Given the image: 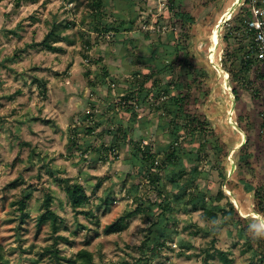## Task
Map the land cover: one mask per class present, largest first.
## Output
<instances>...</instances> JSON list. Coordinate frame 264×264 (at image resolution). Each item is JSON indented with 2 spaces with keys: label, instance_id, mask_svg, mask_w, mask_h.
<instances>
[{
  "label": "rangeland",
  "instance_id": "374dc122",
  "mask_svg": "<svg viewBox=\"0 0 264 264\" xmlns=\"http://www.w3.org/2000/svg\"><path fill=\"white\" fill-rule=\"evenodd\" d=\"M92 1L0 0V264H55L44 249L55 234L48 221L41 227L36 223L46 192L52 194L51 208L59 216L56 234L66 237L58 239L57 247L66 256L87 248L97 264H223L215 251L223 249L231 259L229 264H263L258 255L245 249L234 221L215 227L203 215L199 201L204 193L203 200L213 207L216 193L222 189L242 216L257 218L264 226L262 215L241 208L240 196L245 202L251 196L242 184L232 190L226 185L229 178H249L248 171L238 169L234 156L246 136L254 169L264 167V132L258 126L264 85L257 83V97L238 88L236 100L222 61L227 44L224 26L243 0H184L182 9L194 21L181 24L171 14L167 19L161 17L169 0H105L100 17ZM135 16L132 29L117 37L99 25L104 20L118 23ZM54 20L60 30L55 42L59 50L40 44ZM95 25H99L98 31ZM173 28L183 34L180 51L171 47L173 36H167ZM245 42L243 36L229 38L234 49ZM152 48L161 63L176 60L174 76L186 79L188 75L193 80L187 107L214 130L207 137V154L189 155L199 158L198 168L205 172L197 187L193 183L184 186L186 192L195 193V209L182 207L186 197L180 205L170 198L174 209L163 210L159 193H169L173 166L158 170V182L140 181L132 175L133 150L123 142L126 133L132 132L136 138L143 134V143L154 152L169 137L157 127L155 110L160 101L151 99L132 111L123 99L126 92L137 96V88H131L137 87L135 74L139 72L141 78ZM188 63L200 73L192 71ZM252 74L248 72L250 77ZM238 116L244 129L236 121ZM112 142L116 148L105 152L102 147ZM216 143L222 145L219 154L213 152ZM236 145L239 147L232 151ZM155 158L160 164L161 155ZM212 161L225 168V180ZM192 166L187 164V170ZM60 177L77 179L85 186L99 223L91 216L75 214L63 183L56 180ZM185 180H192L190 173L180 182ZM31 182L36 187H30L32 195L21 217L12 201ZM135 184L138 188L133 197L129 191ZM219 204L224 206L225 198ZM134 208L142 210L125 217L120 229L104 230V225ZM218 216L217 222L228 219L220 212Z\"/></svg>",
  "mask_w": 264,
  "mask_h": 264
},
{
  "label": "trees",
  "instance_id": "16d2710c",
  "mask_svg": "<svg viewBox=\"0 0 264 264\" xmlns=\"http://www.w3.org/2000/svg\"><path fill=\"white\" fill-rule=\"evenodd\" d=\"M105 3V0L92 1V4L96 6L95 10L97 17L101 16L102 5ZM183 4L184 0H169L168 10L164 12L161 17L167 19L171 14L172 17L177 20L178 24L179 22L181 24V21L192 23L194 18L191 16L190 12L182 9ZM252 17L253 15L249 0H243V4L235 9L233 15L224 26V39L227 44L224 49L222 61L229 73L232 84V92L234 93L236 100L239 98L238 88H244L251 93V96L257 97L259 95L257 83H263L264 85V62L253 56H248L254 45L253 30L249 29L247 26L248 20ZM135 21L136 16L131 17L128 21L122 18L118 23L114 21L106 22L104 20L103 22H100L99 25L102 24V31L106 33L112 32L117 37L123 31L131 30ZM99 25H95L93 27L94 30L98 31ZM66 26L67 24H64V27ZM59 33L60 30L58 29V22L54 20L50 29L40 41V44L51 50L61 49L60 46L55 44ZM167 36H173L171 47L177 51H180L184 47L181 44L183 37L181 32H178L173 28L167 33ZM238 36L246 38V42L234 49L230 46L229 38ZM130 41L133 43L132 38H130ZM150 51L149 57L151 61L147 62L145 70L142 71L141 78H138L139 72L135 74L137 87L135 84L131 87L132 89L137 88V96H130V94L126 92L123 99L125 105H127V110L132 111H134L135 107H142L143 103L151 99L153 101H160V105H158L155 110L157 114V127L161 128L164 133L167 131L169 133V137L164 144H158L155 151L151 152L149 145L147 143H143L146 138L145 135L139 134V137L136 138L131 135L132 132L131 134L126 133V138H123V142L127 143L133 150L132 175L140 181L148 180L151 182H158L160 179L157 174L158 170L167 169L168 165L171 164L173 166L171 170L172 174L168 177L171 189L167 195H164L163 192L159 193V198L163 202V210L167 211L174 209V207L170 205V198H172L175 203L180 205L181 199H185L186 197L185 204L182 205V207L185 209H195L198 203L195 200V193L186 192L184 186L186 184L193 183L194 186L197 187V180L204 177L202 173L205 172L198 168V163H196V161H198L199 158H192L189 155L190 153L200 155V157L206 155V148L209 145V139H207V137L212 135V133L214 134V130L207 128L205 119L201 118L187 107V104L192 96L193 80L190 81L188 75L186 76V79L181 78L179 74L177 76L173 75L174 65L176 62L175 59H166V62L161 63L159 58L156 57V50L152 48ZM188 65L192 68V71L197 74L200 73V71L197 70L193 64L188 63ZM250 71L253 73V76L251 77L248 75V72ZM190 72L191 69H189L187 73L189 74ZM103 82L105 83V81ZM133 98L136 102L131 104L129 99L131 100ZM134 115H136L135 112ZM259 115V131L264 132V108ZM236 121L239 126L244 129L242 117L238 116ZM106 132L114 133V131L110 129H107ZM186 136H189V139H183ZM248 139L249 138L246 136L244 144L234 152V156L236 158L238 169L248 171L249 178H240L239 180L229 178L226 180V185L232 190L236 188L237 183H241L246 193L252 191L254 209L258 214L264 217V183L260 181L257 182L255 169L251 162V152L248 150ZM212 146L214 153L217 152L219 154L222 151L221 143H216ZM115 148V142H112L108 147H102L105 152L109 153H111V151ZM98 150H101V148ZM157 155H161L160 164H158L159 159L155 158ZM192 163V168L187 170V164ZM212 163L214 168L218 169V175L222 178V180H225V168L220 165L217 166L216 161H212ZM153 167H157L154 172L152 171ZM187 173L191 174L192 180H190V182L188 180L180 182V180ZM56 180L63 183L67 200L75 214L83 213L86 216H91L94 219V223H99L96 214L90 207L91 199L85 189V186L79 180L70 177H60L56 178ZM35 185L36 184L34 182L29 183L28 187L22 188L21 196L12 201V204L16 205L21 217L23 216L24 209L27 206V199H29L32 195L30 187L35 188ZM137 188L138 184L133 185V190L129 191V194L135 197L133 191H136ZM188 193H190L189 196ZM202 195L203 196L199 201L203 215L209 218L215 227L234 221L235 228L238 229L239 237L244 238L243 243L245 245V249H250L252 251V256L258 255L260 260L264 261V228L260 226L259 220H257V218L242 216L235 208L234 203L226 196L222 189L218 190L216 193V203H214L213 207L206 204L203 200L205 194L202 193ZM224 198L225 204L224 206H221L219 201ZM243 198V196H240L239 201L242 202ZM51 201L52 194L50 192H46L43 210L40 214H38L36 222L38 227H41L45 221H48L52 233L55 234L52 243L45 246L44 249L54 257L55 264H97L94 259L93 252L87 248H80L69 256L61 253V250L57 247V242L59 238L66 237L62 234H56L59 226V216L51 208ZM141 210V208L125 210L112 222L104 225V230L109 233L120 229L121 222L125 217L131 216ZM219 212L221 216H227L228 219H221L217 222ZM211 241L213 243L215 238H212ZM158 246L159 244L157 243L154 248L156 249ZM215 251L223 264L230 263L231 259L229 258L227 251L223 249H215Z\"/></svg>",
  "mask_w": 264,
  "mask_h": 264
},
{
  "label": "built area",
  "instance_id": "2783aa9c",
  "mask_svg": "<svg viewBox=\"0 0 264 264\" xmlns=\"http://www.w3.org/2000/svg\"><path fill=\"white\" fill-rule=\"evenodd\" d=\"M249 3L253 17L247 26L253 30L254 45L248 56L264 62V0H249Z\"/></svg>",
  "mask_w": 264,
  "mask_h": 264
},
{
  "label": "crops",
  "instance_id": "0c3cea01",
  "mask_svg": "<svg viewBox=\"0 0 264 264\" xmlns=\"http://www.w3.org/2000/svg\"><path fill=\"white\" fill-rule=\"evenodd\" d=\"M261 169H258L256 167V170H255V173H256V179H257V182L260 181L262 183H264V167H263V164H261ZM250 193V198L248 199L247 202H245V198H243V201L240 202L241 204V208H243V206L245 208H247L250 212H256L255 209H254V198H253V192H249ZM264 218V217H263Z\"/></svg>",
  "mask_w": 264,
  "mask_h": 264
},
{
  "label": "bare ground",
  "instance_id": "6f19581e",
  "mask_svg": "<svg viewBox=\"0 0 264 264\" xmlns=\"http://www.w3.org/2000/svg\"><path fill=\"white\" fill-rule=\"evenodd\" d=\"M217 32H218V28L216 27L215 29H214V32H213V34H212V43H211V53L213 52V50H214V41H215V36L217 35ZM230 121L232 122V124H235V121L232 119V118H230ZM238 130V129H237ZM252 215H256V213H254V212H252ZM257 216V215H256Z\"/></svg>",
  "mask_w": 264,
  "mask_h": 264
},
{
  "label": "water",
  "instance_id": "95a60500",
  "mask_svg": "<svg viewBox=\"0 0 264 264\" xmlns=\"http://www.w3.org/2000/svg\"><path fill=\"white\" fill-rule=\"evenodd\" d=\"M240 0H236V2H239ZM230 9H231V7H230ZM232 123V122H231ZM234 127H236L237 129H239L238 127H237V124L235 123V124H232ZM243 143V142H242ZM241 143V144H242ZM240 144V145H241ZM239 147V145H236V146H234V148H233V150L232 151H235L237 148ZM257 215H259L260 216V214H258L257 212H255ZM263 226V225H262ZM263 228H264V226H263Z\"/></svg>",
  "mask_w": 264,
  "mask_h": 264
}]
</instances>
